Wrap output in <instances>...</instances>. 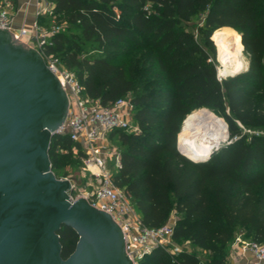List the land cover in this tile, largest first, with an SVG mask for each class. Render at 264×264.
<instances>
[{
	"label": "trees",
	"instance_id": "1",
	"mask_svg": "<svg viewBox=\"0 0 264 264\" xmlns=\"http://www.w3.org/2000/svg\"><path fill=\"white\" fill-rule=\"evenodd\" d=\"M49 1L63 26L49 50L89 97L107 105L128 96L135 104L139 131L112 132L122 162L114 181L145 226L175 212L172 240L198 249L172 254L156 246L138 264H229L237 229L264 242V0ZM222 27L239 32L249 65L220 80L211 37ZM203 107L222 113L231 142L195 161L178 149V134ZM83 153L68 134L52 137V169L71 157L80 167ZM58 233L67 258L79 235L67 225Z\"/></svg>",
	"mask_w": 264,
	"mask_h": 264
},
{
	"label": "water",
	"instance_id": "2",
	"mask_svg": "<svg viewBox=\"0 0 264 264\" xmlns=\"http://www.w3.org/2000/svg\"><path fill=\"white\" fill-rule=\"evenodd\" d=\"M68 106L60 79L41 53L0 28V264H133L111 214L85 197L73 198L71 180L52 169L51 140ZM224 122L226 139L206 155L188 156L179 140L178 149L195 161L209 159L231 142ZM63 225L79 235L67 258L58 233Z\"/></svg>",
	"mask_w": 264,
	"mask_h": 264
},
{
	"label": "built area",
	"instance_id": "3",
	"mask_svg": "<svg viewBox=\"0 0 264 264\" xmlns=\"http://www.w3.org/2000/svg\"><path fill=\"white\" fill-rule=\"evenodd\" d=\"M35 2L37 19L30 27L13 28L9 10L3 7L0 9V28L10 30L17 40L36 48L45 58L48 67L58 76L68 95L67 116L56 134H68L72 140L80 142L84 152L81 157V176H92L94 179L84 190H80L70 179V195L73 198L85 197L95 207L111 214L124 232L126 251L133 264H138L156 246H162L168 252L177 254L182 248L172 240L175 220L170 218L159 227L145 226L131 198L114 181V173L121 168L122 162L120 149L111 142L110 135L116 130L139 131V124L134 117V102L130 97L123 96L102 105L98 99L85 93L75 72L62 64L57 53L49 50L53 45L52 35L63 26L53 23L50 27H45L38 20V17L52 13L53 2ZM29 30L32 36L26 41L24 36ZM218 78L222 79L219 75ZM236 244L242 255L250 252L253 256V260H245L243 264H264V242L248 240Z\"/></svg>",
	"mask_w": 264,
	"mask_h": 264
},
{
	"label": "bare ground",
	"instance_id": "4",
	"mask_svg": "<svg viewBox=\"0 0 264 264\" xmlns=\"http://www.w3.org/2000/svg\"><path fill=\"white\" fill-rule=\"evenodd\" d=\"M213 39L218 45V70L221 76H228L245 67L239 34L235 29L219 28L214 32ZM226 137L224 119L211 109L203 107L184 119L179 132V145L187 155L204 156L212 145L224 141Z\"/></svg>",
	"mask_w": 264,
	"mask_h": 264
},
{
	"label": "crops",
	"instance_id": "5",
	"mask_svg": "<svg viewBox=\"0 0 264 264\" xmlns=\"http://www.w3.org/2000/svg\"><path fill=\"white\" fill-rule=\"evenodd\" d=\"M3 7L8 8L11 24L15 29L30 27L37 19L35 0H0V9ZM38 20L45 27H50L55 23L52 13L42 15L38 17ZM31 36L32 32L29 30L28 34L24 36V40L29 41ZM245 260H253L252 254L247 252L245 255H242L240 247L236 243H233L229 251V263L243 264Z\"/></svg>",
	"mask_w": 264,
	"mask_h": 264
},
{
	"label": "rangeland",
	"instance_id": "6",
	"mask_svg": "<svg viewBox=\"0 0 264 264\" xmlns=\"http://www.w3.org/2000/svg\"><path fill=\"white\" fill-rule=\"evenodd\" d=\"M190 28L196 33V35H198V30L195 27V23H192V26ZM238 34H239V32H238ZM239 37H240V34H239ZM211 39L213 40V42L215 44V47H216V60H215V62H216L217 71H218V75H219V70H218V68H219V61H218V47H217L218 45H217L216 41L213 39V36L211 37ZM239 44H240V41H239ZM243 61H244V66L245 67L243 66L244 68H242L241 70L247 69V67L249 65V57H248V54L246 53L245 50H243ZM228 76H224V77H222V79L223 78H226ZM209 109H211L218 116L224 118L222 116V113L219 110H214L212 108H209ZM245 130L247 132H250V131H253L254 129L251 130V129L246 128ZM110 140H111V142L114 145H116L120 149L119 134H118V132H115L114 134H111L110 135ZM178 140H179V135H178ZM189 156L194 157V154L189 155ZM53 171L55 172V174L59 178H69V179L73 180L78 185V188L80 190H84L85 186L88 187L90 181H94V179H93L92 176H88V177L81 176L80 167H78L76 165V162H75V160H74L73 157H71V158H64L63 164L59 163L56 167L53 168ZM135 209L138 211V209L136 208V206H135ZM174 214H175V212L173 213V215ZM172 219L175 220L176 219V216H173ZM243 241H248V238H245L244 237V229H237L236 238L234 239V241L232 242L231 245H233V243L243 242ZM178 245L182 249L198 250L189 241H185V242H183L181 244H178ZM202 255L205 256L206 253H202Z\"/></svg>",
	"mask_w": 264,
	"mask_h": 264
}]
</instances>
